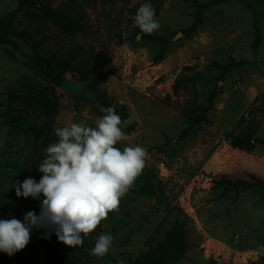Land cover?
Instances as JSON below:
<instances>
[{"label": "rangeland", "instance_id": "1", "mask_svg": "<svg viewBox=\"0 0 264 264\" xmlns=\"http://www.w3.org/2000/svg\"><path fill=\"white\" fill-rule=\"evenodd\" d=\"M49 1L52 8L77 19L85 32L65 31L39 8L28 5L10 32L20 48L0 46L2 211V204L10 201L0 219H13L6 216L37 203L32 197H17L11 186L14 180L28 177L39 181L38 164L45 158L44 149L57 140L54 130L81 121L94 126L105 114L97 99L73 96L46 81L30 67L37 56L60 59L73 51L76 67L85 61L92 74L100 77L96 88L106 91L114 104L125 105L138 122L135 130H124L127 139L115 146L121 150L129 144L145 147L146 164L118 209L84 238L82 246H63L54 232L44 238L48 230L33 228L31 235L41 243L33 251L22 249L12 256L0 252V264H58L52 258L55 245L69 258L65 264H121V260L131 264L137 255L167 242L177 223L183 224L188 248L175 264H264V189L239 191L235 199L234 189L214 186L221 176L235 181L253 174L264 181V145L243 151L225 139L241 117V126L250 125L257 137L264 138V0H227L211 6L202 11L195 31L189 30L196 17L191 1L150 0L160 23L153 34L166 43L165 55L157 63L154 57L164 42L143 37L148 34L134 23L144 0ZM16 6L17 0H0V24ZM255 26L261 41L253 49ZM248 51L254 53L252 60L244 59ZM231 61L242 63L221 80V69L214 63ZM197 72L207 80L183 85L173 93L175 80ZM64 78L80 79L76 70L66 72ZM214 87L221 93L211 124L194 127L181 139L188 125L181 114L183 107L205 105ZM29 94L49 101L57 112L50 116L34 101L15 98ZM105 232L114 237L116 255H90L95 238Z\"/></svg>", "mask_w": 264, "mask_h": 264}, {"label": "clouds", "instance_id": "2", "mask_svg": "<svg viewBox=\"0 0 264 264\" xmlns=\"http://www.w3.org/2000/svg\"><path fill=\"white\" fill-rule=\"evenodd\" d=\"M134 23L148 35L160 29L150 0L141 3ZM103 111L94 126L81 121L54 130L57 140L44 149L38 182L32 177L13 181L17 197L39 200L42 195L43 200L38 215L29 211L23 220L0 219V252L12 256L24 249L33 228L48 230L44 238L54 232L57 241L68 247L82 246L84 238L118 209L145 167L147 149L132 144L122 150L116 147L127 139L124 128L133 118L122 120L113 107ZM110 252L116 255L114 237L105 232L95 238L89 254L103 258Z\"/></svg>", "mask_w": 264, "mask_h": 264}, {"label": "trees", "instance_id": "3", "mask_svg": "<svg viewBox=\"0 0 264 264\" xmlns=\"http://www.w3.org/2000/svg\"><path fill=\"white\" fill-rule=\"evenodd\" d=\"M162 2L164 0H158ZM196 7V17L194 23L192 24L190 31H195L197 26L202 22V11L215 6L219 3H222L227 0H209L205 3H200L196 0H189ZM33 6L39 8L42 11L43 16L52 21L55 25L59 26L61 29L71 32H85V28L79 23L77 19L71 18L67 13L60 11L56 8H52L50 1L47 0L42 2L41 0H17V6L4 15L3 21L0 24V46L8 45L15 49H19L18 43L10 36L11 28L15 22L16 17L20 12L23 11L25 6ZM256 36L253 42L252 48L255 49L258 47L261 41V34L259 29L255 26ZM143 37H148L151 40L164 42L160 48V51L154 57V63L161 61L165 55L166 43L160 35H142ZM77 58V54H73V51L68 52L63 58L60 59H49L37 56V59L30 65L31 68H35L36 71L41 75L46 81L51 82L57 86L65 79L64 74L76 70L80 79H90L88 85L89 89L96 95V99L99 104L105 109L108 107H113L115 112L123 119L130 117V113L127 111L125 105H116L111 99L108 98L107 92L104 90H98L96 86L100 82V77L92 74L86 65L85 61L80 63V66L76 67L74 61ZM242 61H231L228 64H219L214 63L216 67L221 69L219 78L223 80L225 74H227L233 67L238 66ZM207 80V77L201 72H197L195 75L186 77L183 81L179 79L175 80V83L172 85V90L174 94H177L178 91L182 88L183 85L192 84L194 85L198 81ZM221 89L219 87H214L208 94L207 102L205 105L187 103L181 112L182 116L187 121L188 125L181 131L180 138H186L191 134L193 128H200L203 124H211V114L215 110V102ZM16 99L20 100H31L38 104L47 115H52L57 112V108L52 106L49 101H45L42 98L35 97L31 94L20 96H15ZM132 117V116H131ZM133 118V117H132ZM243 118L241 117L236 124V128L228 130L225 134V139L228 141L229 145L232 148L240 149L243 151H251L255 148L257 144L264 145V138L257 137L255 132L250 125L244 124L241 126ZM138 126V122L133 118V123L124 128L125 132H131L135 130ZM36 163L35 160H32L30 163L31 166H34ZM25 172V170H24ZM27 176V174H23ZM250 179H239L231 180L225 176H221L219 179L214 181V186L216 188L223 187L224 190L234 189L235 190V199L239 197V191L252 189L260 187L264 189V181L259 177L251 174L249 175ZM22 179L21 182H23ZM36 180V179H35ZM38 182V181H37ZM10 201H7L3 205L4 210L1 212H6L5 208L10 207ZM41 200H37L35 205H29L24 209L16 211L15 214H10L9 218L21 219L25 213L33 211L37 214L38 208L40 206ZM7 204V205H6ZM10 212V211H9ZM12 213V210H11ZM2 216V215H1ZM5 217V216H4ZM41 243L40 238L31 235L29 243L26 245L24 250L33 251ZM61 245H64L61 243ZM77 247H75L76 249ZM188 248V243L186 240L185 230L183 224L177 223L173 226L171 237L167 242L158 243L155 248L149 252L142 253L137 255V257L132 261L131 264H175L179 262L185 255V251ZM52 258L58 264H65L69 261V258L66 257V253L60 247L55 245L52 248Z\"/></svg>", "mask_w": 264, "mask_h": 264}, {"label": "water", "instance_id": "4", "mask_svg": "<svg viewBox=\"0 0 264 264\" xmlns=\"http://www.w3.org/2000/svg\"><path fill=\"white\" fill-rule=\"evenodd\" d=\"M254 58V53L252 51H248L244 55V59L252 60ZM90 83V79H77V80H69L64 79L59 88L68 94L73 96H77L84 99H90L92 101L96 100V95L89 89L88 85Z\"/></svg>", "mask_w": 264, "mask_h": 264}, {"label": "built area", "instance_id": "5", "mask_svg": "<svg viewBox=\"0 0 264 264\" xmlns=\"http://www.w3.org/2000/svg\"><path fill=\"white\" fill-rule=\"evenodd\" d=\"M160 166H161V167L163 166V162H161Z\"/></svg>", "mask_w": 264, "mask_h": 264}]
</instances>
